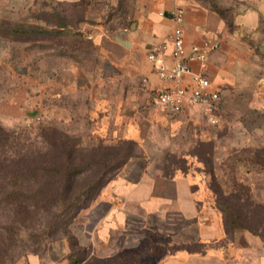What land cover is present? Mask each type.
<instances>
[{"label":"crops","instance_id":"obj_1","mask_svg":"<svg viewBox=\"0 0 264 264\" xmlns=\"http://www.w3.org/2000/svg\"><path fill=\"white\" fill-rule=\"evenodd\" d=\"M102 1L106 6L101 21L84 17L73 25V48L77 51L69 68L59 66L67 55L51 52L46 37L33 39L28 33L17 32L48 30L49 36L55 37V32L64 30L61 21L44 20L42 26L27 22L22 28L0 25V44L23 42L44 52L35 65L29 53L24 54L29 49L22 48L24 53L0 51V64L18 82L11 86L7 105L31 115L35 113L31 106L41 107L47 97L58 99L64 92L73 91V114L84 112L94 127L107 128L111 142L131 140L138 148L89 209L100 215L85 237L89 242L98 235L111 240L101 250L104 258L125 251L134 254L150 233L176 244L160 257L150 254L148 260L120 264H264V241L249 233L231 236L225 231L221 214L206 198L199 172L173 170L166 174L165 155L169 151L177 153L174 146L181 135L199 139L206 122L198 109L169 116L156 104L151 105L154 90L162 82L147 58L153 46L169 41L177 26L171 14L182 11L188 49L219 44L209 54L207 74L221 92V110L225 106L230 110L245 106L262 121L264 0ZM4 5L1 13L6 10L11 16L18 11L32 12L37 6L51 10L49 14L54 16L61 15L62 5L82 8L84 15L90 11L88 0H8ZM83 45L90 48L85 51ZM52 57L59 60L55 69ZM190 67L193 72L199 70L197 61H191ZM143 123L149 126L152 149L146 147L148 137L140 131ZM163 141L170 145H163ZM145 224L148 233L135 231ZM21 264L76 262L74 257L49 252L30 254Z\"/></svg>","mask_w":264,"mask_h":264},{"label":"rangeland","instance_id":"obj_2","mask_svg":"<svg viewBox=\"0 0 264 264\" xmlns=\"http://www.w3.org/2000/svg\"><path fill=\"white\" fill-rule=\"evenodd\" d=\"M7 2L8 0H0V25L8 28L14 24L22 28L23 24H29L27 22L42 26L44 20L49 23H54V20L61 21L64 30L55 34V37L34 31L32 38L43 40L46 37L45 40L49 42L48 49L52 50L51 52L67 55L62 58L63 63H59V66L65 65L68 68L73 65L70 61H73V52L76 50L73 48V43L76 42L73 39L75 33L73 25L75 27L76 23L84 17L96 19V22L101 21L106 6L102 0H88L90 11L86 14L87 16L84 15V9H73L66 5H62L59 16L49 14L52 11L48 8L46 10L38 6L32 12L18 11L16 15L11 16L5 12L6 10L1 13ZM23 33L27 34L25 31ZM25 44L18 42L10 45L4 42L0 44V51L10 49L24 53L22 48L29 49L24 54L29 53L31 56L29 59L36 65L38 62L36 58L44 54L43 50L31 45L26 47L29 45ZM82 47L85 51L86 48H90L87 45ZM50 60L54 69L58 67L59 60L54 61L53 57ZM4 67L0 64V125L6 130L35 133L41 126L56 128L71 136L73 140L83 141L81 146L88 147L84 155L86 162L90 158L92 149L89 144H98V140L102 139L104 146L115 144L110 142L107 128L94 127L92 120L86 118L84 112H79L78 115L73 114V91L64 92V95L58 99L47 97V101L45 100L41 107L37 104L31 106V110L35 111L34 116L21 114L18 109L7 105V96L12 91L11 86L18 82L17 79L8 75ZM151 105L155 106L153 97ZM246 108L244 106L230 110L226 106L223 107L220 111L222 119L217 125L212 126L206 123L199 139L190 140L181 135L174 146L178 150L177 153L173 154L169 151L165 155V161L167 172L176 170L190 173L192 169H187L186 159L193 163L192 168L196 166L206 168L205 172H199V179L205 184L206 198L211 206L216 213L221 214L225 231L231 236L249 233L264 241V162L256 160L258 152L264 156V119L257 120L258 115ZM140 131L144 137H148L145 138L146 147L154 148L148 124L143 123ZM161 135L165 139V133L162 132ZM163 145L170 144L163 141ZM7 150L0 148V264H21L30 254L43 255L49 252L74 257L76 264H120L139 259L148 260L150 254H157L160 257L168 248L176 245L174 243L170 245L171 242L169 243L163 235L150 233L140 242L134 254L129 253L131 251H125L114 254L110 258H104L101 250L110 244L111 240L98 235L89 242L85 237L87 231H92L93 223L100 215H94L89 210L99 197L74 218L69 215L70 213H62V210L57 207L56 199H43L39 195L45 188L53 190L56 187L51 176L38 180L23 178L10 180V172L14 170L17 163L1 158L2 154L5 156L11 153L10 151L7 153ZM167 150H169L168 147ZM136 151L138 148L135 146L134 152ZM110 153L114 154L112 148ZM14 157L18 158L15 155ZM219 191L230 196L228 200L231 204L225 203L229 212L222 209L217 196ZM148 229L149 227L143 226L135 231L148 233Z\"/></svg>","mask_w":264,"mask_h":264},{"label":"trees","instance_id":"obj_3","mask_svg":"<svg viewBox=\"0 0 264 264\" xmlns=\"http://www.w3.org/2000/svg\"><path fill=\"white\" fill-rule=\"evenodd\" d=\"M34 31L43 34L51 33L48 30H31L27 33L32 37ZM17 32L23 34V32ZM102 140H98V144H89L92 149L90 158L86 162L84 155L88 147L81 146L83 141L73 140L71 136L56 128L41 126L35 133H18L8 131L0 125V148L8 149L7 153L11 152L5 156L2 154L1 158L17 163L14 170L10 172V180L22 178L38 180L51 176L56 187L53 190L43 189L39 194L40 197L56 199L57 207L62 210V213H70L69 215L73 218L100 197L105 186L116 177L118 171L135 154L136 144L131 140H117L112 142L115 143L112 146H104V140ZM110 148L114 150V154L110 153ZM98 152L101 154L98 155ZM14 155L18 158L15 159ZM256 160L264 162V156L258 152ZM186 163L188 170L206 171L203 166L192 168L193 163L188 159ZM165 172L168 175L171 173L167 172V165ZM217 196L223 211L229 212L226 205L231 204L228 200L230 196H226L222 191H219Z\"/></svg>","mask_w":264,"mask_h":264},{"label":"built area","instance_id":"obj_4","mask_svg":"<svg viewBox=\"0 0 264 264\" xmlns=\"http://www.w3.org/2000/svg\"><path fill=\"white\" fill-rule=\"evenodd\" d=\"M171 18L177 26L169 41L153 46L147 54L153 72L162 82L153 93L155 104L169 116L201 110L205 122L215 126L220 122L222 96L209 79L207 71L209 54L218 49L219 44L207 43L203 47L194 45L188 49L181 25L182 11L176 10ZM191 61L198 62L197 72L192 71ZM262 106L264 108V101ZM143 226L147 227L146 224Z\"/></svg>","mask_w":264,"mask_h":264},{"label":"water","instance_id":"obj_5","mask_svg":"<svg viewBox=\"0 0 264 264\" xmlns=\"http://www.w3.org/2000/svg\"><path fill=\"white\" fill-rule=\"evenodd\" d=\"M31 115H32V116H34L35 114H34V113H32Z\"/></svg>","mask_w":264,"mask_h":264}]
</instances>
